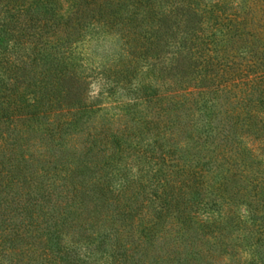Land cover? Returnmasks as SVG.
<instances>
[{"label":"trees","instance_id":"16d2710c","mask_svg":"<svg viewBox=\"0 0 264 264\" xmlns=\"http://www.w3.org/2000/svg\"><path fill=\"white\" fill-rule=\"evenodd\" d=\"M0 1L6 27L40 1L51 5L56 35L43 49L62 45L58 29L69 9L78 11L75 0ZM106 4L113 17L105 22L124 38L116 75L136 78L137 55L149 70L119 111L90 123L100 107L88 101V75L74 73L64 91L73 93L74 119L45 127L39 139L29 138L28 123L22 132L12 126L38 102L13 110L3 99L14 97L0 93V264H230L234 255L235 264H264L259 242L219 246L231 226H249V240L264 236V0ZM4 62L18 79L19 63ZM64 126L71 131L55 143ZM236 136L253 145L242 148ZM49 145L58 147L51 155ZM236 177L247 183L246 216L235 212L245 191Z\"/></svg>","mask_w":264,"mask_h":264},{"label":"rangeland","instance_id":"374dc122","mask_svg":"<svg viewBox=\"0 0 264 264\" xmlns=\"http://www.w3.org/2000/svg\"><path fill=\"white\" fill-rule=\"evenodd\" d=\"M75 1L78 11L74 13V7L69 9L71 18L69 17L67 19L63 29H58L59 33L57 35L59 34L61 36L63 43L57 48L48 46L43 49L47 37H51L55 33L54 26L51 20H49L50 14L46 12L51 5L46 1L38 2V5L35 8L33 7L30 12L21 15L19 20L15 19L12 26L6 27L0 25V37L3 39L0 44V75L3 76L7 84L8 79L11 83L10 87H8V85L5 86L4 83L2 85L0 82V93L14 97L13 99L10 98V104L3 99L5 101L4 106L13 109L15 105L18 108L21 105L20 103L38 102L35 107H30L32 112L23 110L21 113H17L16 117L19 119H16L17 121L14 120L16 122L12 124L15 132L18 129L22 132L27 127L25 123H28V126L30 125L29 127H31V135L29 138L34 137L35 139H39L42 134L48 132L44 130L45 127L52 128L54 125L64 124L68 119H74L73 93L71 91L69 93L64 92L67 86L69 89L70 84L74 83V73L88 75L87 79L91 82L86 87L88 101H92L97 107H100V110L88 120L90 123L93 120H100L102 117H106L107 113L114 114V112L119 111V102L124 104L130 100V87L132 88L136 85L138 83L137 78L139 77L140 79L141 74L149 70L143 58L140 57L139 59L138 57L140 55H137V67H140L138 68L139 72H142L136 78L132 77L133 73L128 78L119 74L116 75L117 69H123L124 67L118 62V53L121 50L124 38H121V35L117 33L113 26L105 22V20L110 18L109 16L113 17L112 8L106 4L112 0ZM113 1L115 2L116 0ZM2 4L3 2L0 1V7ZM68 6L69 3H66L59 8L65 12L68 10ZM140 49H142L140 46L137 47V52ZM42 54L48 55H46V60L42 61L39 59ZM7 57L13 58L19 63L21 68L17 71L19 74L18 79L12 75L13 73L10 70H6L7 65L4 61ZM104 70H106V74L102 73ZM106 76L112 77L109 79L110 81ZM116 80L119 81L118 84L115 82ZM14 81H16V85L12 87ZM17 85H19V88ZM111 85L117 89L116 96H110L107 92ZM15 100L17 104L13 102ZM71 113H73V116ZM236 130L238 132L239 129L236 128ZM68 131L71 130L64 126L61 132H54V142L63 144ZM234 139L240 141L242 148L246 144H252L251 141H246V144L243 143L240 140L241 137L238 136ZM53 149H58V147H50L49 145L48 155L54 152ZM259 153V157H261V151ZM64 159L67 160L70 157L68 158L67 154L64 153ZM73 167L74 162L72 163ZM210 174L211 171L207 172L206 175L210 176ZM239 179L236 177L234 183H238L236 187H240L243 191L245 189V191L235 197L236 204L238 203V209L235 212H240L246 216L248 210L246 195L247 183H243ZM230 183L232 185V182ZM69 194L67 190L63 192L62 196L64 201L71 199L69 198ZM53 206V203L48 205L50 209ZM58 229L70 231L65 225H60ZM229 229L232 231L231 236L224 237L220 241L219 246L222 249L229 248L232 251L234 248L240 249L235 244L241 245L242 243L241 247H247L251 243L253 244V242H259L261 251H264L263 235L260 237L257 235L254 239L250 240L247 238L249 236V226L244 229H235L234 226H231ZM237 236H240V239H237ZM67 237L65 235V238ZM98 244H100L98 240L94 241L92 248H97ZM84 247L81 249L82 251L88 250ZM249 253L250 251L243 252L239 256L246 260L250 258ZM97 254L99 255L100 252ZM222 259L217 264H224V260ZM236 261L237 255H234L229 263L235 264Z\"/></svg>","mask_w":264,"mask_h":264}]
</instances>
